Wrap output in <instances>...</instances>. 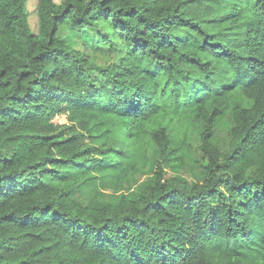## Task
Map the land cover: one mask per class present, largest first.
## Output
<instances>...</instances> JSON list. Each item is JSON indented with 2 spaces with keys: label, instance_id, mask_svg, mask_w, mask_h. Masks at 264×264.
I'll return each instance as SVG.
<instances>
[{
  "label": "trees",
  "instance_id": "1",
  "mask_svg": "<svg viewBox=\"0 0 264 264\" xmlns=\"http://www.w3.org/2000/svg\"><path fill=\"white\" fill-rule=\"evenodd\" d=\"M27 2L0 0V264H264V0H35V29Z\"/></svg>",
  "mask_w": 264,
  "mask_h": 264
},
{
  "label": "rangeland",
  "instance_id": "2",
  "mask_svg": "<svg viewBox=\"0 0 264 264\" xmlns=\"http://www.w3.org/2000/svg\"><path fill=\"white\" fill-rule=\"evenodd\" d=\"M27 7L29 11L30 26L32 29H35V0H28ZM69 37L71 42L75 44L78 49L86 50L90 54L92 59H95L99 62H105L107 56L110 55V51L106 50L105 48L106 46H104L102 43H98V40L94 36V33L89 29L86 30L85 34L72 33L71 35H69ZM52 120L54 122H63L65 121V115L63 113H56ZM225 142V140H221L220 144L224 145ZM158 159V154L156 152H151L149 154L148 163L145 167L137 169L128 180L123 181L116 192L109 191L106 189L101 190L100 197L104 200H107L113 193L122 192L129 195L135 194V192L141 187L144 182L151 179L154 171L156 170ZM162 164L166 176L177 175L190 182L195 181L197 179L196 176L191 172V169L189 167H179L174 163L171 164L168 162H163ZM73 195L74 197L78 198L82 203L87 202L88 200V197L79 194L77 191H74Z\"/></svg>",
  "mask_w": 264,
  "mask_h": 264
}]
</instances>
